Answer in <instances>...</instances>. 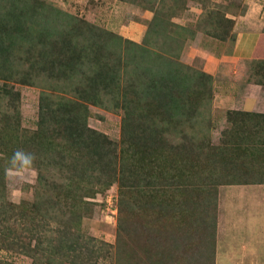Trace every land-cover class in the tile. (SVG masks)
I'll return each instance as SVG.
<instances>
[{
	"label": "rangeland",
	"instance_id": "rangeland-1",
	"mask_svg": "<svg viewBox=\"0 0 264 264\" xmlns=\"http://www.w3.org/2000/svg\"><path fill=\"white\" fill-rule=\"evenodd\" d=\"M48 1L108 30L110 37L119 36L117 43L98 41L105 69L114 79L108 87L103 82L90 90L85 74L10 78L0 69V232L7 220L4 235L16 233L27 243V228L33 239V251L2 247L0 264H84L70 261L68 254L77 250L89 259L86 263L156 262L153 253L168 238L173 246L162 260L166 264H264V117L254 111L264 110V97L252 88L248 94L233 93L239 85H264V51L256 52L258 60L247 59L248 65L231 64V70H224L231 81L213 82L204 94L200 84L202 73L217 65L228 67L223 61L236 36L249 33L232 14L254 8L252 4L264 8V2ZM156 8L177 28L155 24ZM212 14L216 21L210 20ZM225 15L233 23L220 22L217 30ZM158 28L166 34L181 32L183 44L173 45L176 52L164 53L170 37L157 36ZM188 30L194 34L182 33ZM129 40L174 58L190 73L180 118L169 119L145 94L138 98L134 93L127 80L132 78ZM51 93L84 105L93 131L68 137L65 121L64 135L53 138L40 128V102ZM256 95L261 101L253 104ZM134 103L149 128L127 136L122 120ZM151 114L154 119L159 115L152 124ZM39 145L47 177L41 189L33 159L23 162L25 151ZM97 165L100 171L102 166L110 169L99 174ZM80 173L84 180L79 177L78 184L72 177ZM70 243L76 247L65 251Z\"/></svg>",
	"mask_w": 264,
	"mask_h": 264
},
{
	"label": "trees",
	"instance_id": "trees-1",
	"mask_svg": "<svg viewBox=\"0 0 264 264\" xmlns=\"http://www.w3.org/2000/svg\"><path fill=\"white\" fill-rule=\"evenodd\" d=\"M159 2L163 3L164 1L159 0ZM158 8L160 7L158 6ZM212 19L216 21L217 16L212 14L210 20ZM13 20L15 21L11 25ZM220 22L231 24L233 20L226 17V15L223 19L220 17L217 30L221 26ZM154 23L159 24L160 27L166 26L168 23L175 28L178 26L171 22L170 17L168 18L163 12L160 13L157 8ZM164 31L158 28L156 32L157 36L162 37L164 34L165 37H170V39H166L168 48L165 49L164 53L170 50L176 52L173 45L183 44L181 42L182 38L179 37L181 32L166 34ZM188 32H191L192 35L194 34L190 30L182 33L186 35ZM218 33L216 36L222 35ZM118 39H120L119 36L110 37L108 30L102 29L85 18L66 11L48 0H0V69L4 71L1 74L8 75L10 78L18 77L19 75H24L26 76L25 78H28L27 75L31 74L35 78L48 75L52 78L58 76L60 79H70L71 77L75 78L85 74L91 79L90 90L96 89V85L103 82L108 87L112 79H114V75H111L109 68L105 69L108 63L103 61L102 56L99 54L98 41L104 40L106 43H117ZM129 44L127 63L131 66L133 79L128 78L127 80H130V85L136 91L134 93L138 98L145 94V96L156 103L159 107L157 110H161V114L168 118L170 117L169 119L176 118V116L180 118L181 114L178 108L180 104L182 105L180 100L182 99V91L187 90V87L190 88L191 86L190 73L184 70L181 63L174 58L170 56L166 58L163 54L152 51L144 43L129 40ZM46 61L48 62L46 63ZM202 76L200 84L203 87L204 94V92L206 93L211 89L213 77L209 73H202ZM28 82H30V79ZM209 84L210 86H208ZM5 93L10 95L12 92L5 90ZM84 95V92L79 91V96L83 97ZM137 105L134 103L135 107H131V110L128 111L129 114H124L122 120V129L127 136L138 130H147L149 128V124L145 118L143 119L145 116L136 112ZM79 106H83L85 111ZM77 108L80 112L76 111ZM244 113L249 114V112ZM39 114L40 128L44 126V129H48L53 138H57L63 133L61 125L65 121L68 127L64 131L68 130L70 132L68 137L73 136L74 138V135L79 137L80 131L84 134L86 130L93 131L86 121L88 115L86 107L74 100L71 101L70 98L64 99L61 95L53 94L49 95L48 101L41 100ZM259 114L264 117V113ZM158 116L155 115L154 119L152 114L150 115L151 124ZM146 117H149L148 114ZM38 148L40 150L25 151L26 155L23 158L25 159L23 162L27 164L28 161L30 162L33 159V164L39 169L40 179H38V182L40 186L38 189H41L43 184H47V177L44 172L46 170V160L40 155L41 146L39 145ZM86 162L89 161L86 160ZM101 169L100 171L98 166L99 174L107 172L110 168L102 166ZM82 176L84 175L80 173V175L77 174V177L73 176L72 179H78L79 184ZM6 223L7 220L3 222L2 232H0V241L2 242L0 243V249L8 245V247H14L20 251H27L29 247L32 250L33 239L31 231L27 228L25 229L26 236L24 235V238L28 240L26 243L16 233L12 234L10 232L4 235L7 233L6 228L8 225ZM2 234L4 238L1 240ZM14 235L16 237L11 238ZM162 240L166 241L153 253L156 255V262L144 260L143 264H166V261L163 262L162 260L167 256L166 250L173 246V243H169V238ZM34 245L43 249L38 241ZM73 246H75V243L68 244L65 251ZM68 255L70 256V261L93 264L90 261L86 263L84 260L89 259L84 258L79 250L72 251ZM85 256H88L87 253ZM57 263L58 261L55 264Z\"/></svg>",
	"mask_w": 264,
	"mask_h": 264
},
{
	"label": "crops",
	"instance_id": "crops-1",
	"mask_svg": "<svg viewBox=\"0 0 264 264\" xmlns=\"http://www.w3.org/2000/svg\"><path fill=\"white\" fill-rule=\"evenodd\" d=\"M259 2L263 3L264 1L259 0ZM254 8H248L245 12L243 13H233L232 16L227 15L228 17H232L233 19L237 18L236 23H238V26L246 27L248 29L249 33H244L243 35L236 36V40L234 43V48L230 47V50L228 51V55L225 57L226 60L223 62L228 66H221L217 65L215 66L214 69L208 70V73H210L214 77V84L217 82L221 83L222 80L224 82L227 80L228 82L231 81V77L229 74H224V70H231L232 68L230 65H235V64H243V65H248V60L249 62L253 60H258L256 57V52L258 54L262 53L264 51V36H260V32L262 28L264 27V8L261 6V4H252ZM262 15V16H261ZM261 16V17H259ZM262 18V20H261ZM261 45V47H260ZM222 55V53H220ZM223 56V55H222ZM223 60V59H222ZM231 65V66H232ZM230 67V68H229ZM249 68L252 70L253 66L249 65ZM248 68V69H249ZM214 74V75H213ZM217 78L219 79L217 81ZM252 88L254 91L255 89H259L258 93L262 94L264 97V85L263 84H252V83H247V85L244 87V85H239L238 88L234 90L233 93L235 94H248V91ZM255 90V92H256ZM231 95V94H230ZM261 99L256 95L255 99L252 100L253 104H257ZM256 112L259 113H264V110L257 109V107L254 108Z\"/></svg>",
	"mask_w": 264,
	"mask_h": 264
}]
</instances>
